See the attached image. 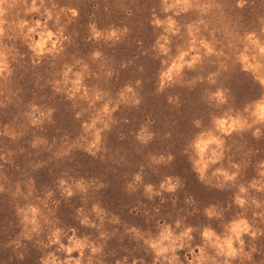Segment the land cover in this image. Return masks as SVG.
<instances>
[{
    "label": "rangeland",
    "instance_id": "rangeland-1",
    "mask_svg": "<svg viewBox=\"0 0 264 264\" xmlns=\"http://www.w3.org/2000/svg\"><path fill=\"white\" fill-rule=\"evenodd\" d=\"M0 264H264V0H0Z\"/></svg>",
    "mask_w": 264,
    "mask_h": 264
},
{
    "label": "clouds",
    "instance_id": "clouds-1",
    "mask_svg": "<svg viewBox=\"0 0 264 264\" xmlns=\"http://www.w3.org/2000/svg\"><path fill=\"white\" fill-rule=\"evenodd\" d=\"M137 179H139V177H137Z\"/></svg>",
    "mask_w": 264,
    "mask_h": 264
}]
</instances>
